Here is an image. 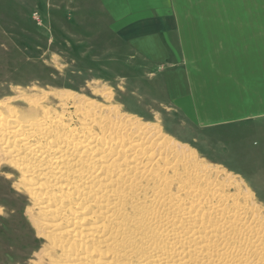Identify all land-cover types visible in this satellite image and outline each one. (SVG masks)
Wrapping results in <instances>:
<instances>
[{
	"label": "bare ground",
	"instance_id": "1",
	"mask_svg": "<svg viewBox=\"0 0 264 264\" xmlns=\"http://www.w3.org/2000/svg\"><path fill=\"white\" fill-rule=\"evenodd\" d=\"M56 98L62 112L38 106L37 118L0 109V166L20 175L51 249L33 264H264V212L248 188L119 106Z\"/></svg>",
	"mask_w": 264,
	"mask_h": 264
},
{
	"label": "rangeland",
	"instance_id": "2",
	"mask_svg": "<svg viewBox=\"0 0 264 264\" xmlns=\"http://www.w3.org/2000/svg\"><path fill=\"white\" fill-rule=\"evenodd\" d=\"M194 1L193 15L187 20L192 23L199 22L205 6L207 22L215 23L217 18L222 22L248 7L255 22H264V0ZM175 8V20L184 22L187 0L175 1ZM155 63L145 48L124 46L111 33L109 18L97 0H0V103L12 102L0 108L3 113L13 109L25 118L32 109L37 118L38 106L62 112L57 94L119 106L128 118L160 126L199 163L239 181L264 212V118L223 126L195 124L169 101L160 73L166 64ZM99 92L109 93L110 99ZM43 94L48 101L29 106ZM73 110L66 108L67 119ZM75 120L72 124L78 126ZM179 167L174 174L183 171L184 166ZM20 179L11 167L0 166V264H33L51 251L36 234L35 225L42 221L30 212L33 202L17 187Z\"/></svg>",
	"mask_w": 264,
	"mask_h": 264
},
{
	"label": "crops",
	"instance_id": "3",
	"mask_svg": "<svg viewBox=\"0 0 264 264\" xmlns=\"http://www.w3.org/2000/svg\"><path fill=\"white\" fill-rule=\"evenodd\" d=\"M97 1L124 46L145 48L157 67L166 64L167 97L195 124L264 118V22L254 21L251 7L213 23L205 6L192 23L194 0H187L184 22L175 20L177 0Z\"/></svg>",
	"mask_w": 264,
	"mask_h": 264
}]
</instances>
